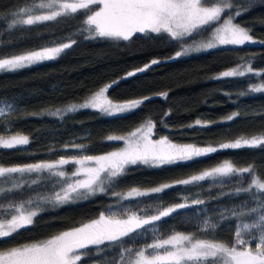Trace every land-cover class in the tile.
Listing matches in <instances>:
<instances>
[{
	"label": "trees",
	"instance_id": "1",
	"mask_svg": "<svg viewBox=\"0 0 264 264\" xmlns=\"http://www.w3.org/2000/svg\"><path fill=\"white\" fill-rule=\"evenodd\" d=\"M247 7L249 0H234ZM24 0H0V55H9L54 46L76 40L69 49L57 58L10 72H0V103L10 105L0 116V135L23 133L30 143L15 149L0 148V165L14 166L55 161L60 156L102 155L123 148V140H108L110 135L126 134L137 126L151 120L156 127L152 139L167 136L174 143H191L198 146L217 145L240 136L264 132V92H251L254 84L264 83V72L259 75L220 77L219 74L232 68L251 63L255 69H264V44L246 43L206 49L176 57L182 46L166 33H138L130 41L105 38H86L78 29L84 17L46 22L35 26H17L9 30L10 14ZM94 7V6H93ZM232 10H226V14ZM224 17H222L223 19ZM236 22L250 29V34L264 40V0H252L248 11L236 17ZM218 23V22H217ZM209 30L194 33L187 42L207 35ZM159 60L143 72L139 68ZM135 72L133 76L127 73ZM113 84L106 92L112 101H127L150 97L135 110L116 115H107L98 109L84 108L67 113L63 118L48 113L64 108L71 103L88 98L104 84ZM167 93V96L159 93ZM243 93V94H242ZM239 113L232 120L226 117ZM196 120L208 121V126H193ZM68 144H83V149L64 148ZM228 160L238 167L253 165L257 173L264 175V146L240 149H225L192 161L160 166L131 165L125 175L106 193H97L87 199L59 207H47L33 225L18 231L12 237L0 240V250L46 239L60 231L79 226L98 218L100 213L131 211L183 203L184 198L203 199V205H191L178 209L169 217L147 226L124 238L118 244L92 246V255L81 264H104L119 259L122 247L134 250L164 238L173 231L195 233L199 238H212L231 242L238 220L231 216L243 202L249 201L248 193H235L242 186L238 178H223L200 182L196 185H177L163 193L149 197L133 198L118 204L112 192L126 191L131 187L150 188L161 183L186 178L199 171ZM77 166L69 164L63 170L72 172ZM20 174H13L18 177ZM22 179H39L40 183L13 192H0V203L21 202L35 198L37 194L48 195L53 185L61 180L45 173L25 174ZM247 184V176L243 178ZM0 178V187H10ZM60 185L56 184L55 190ZM111 206V207H110ZM143 214V213H142ZM149 214H152L151 211ZM208 217L218 225L211 235L201 234L202 221Z\"/></svg>",
	"mask_w": 264,
	"mask_h": 264
},
{
	"label": "snow or ice",
	"instance_id": "2",
	"mask_svg": "<svg viewBox=\"0 0 264 264\" xmlns=\"http://www.w3.org/2000/svg\"><path fill=\"white\" fill-rule=\"evenodd\" d=\"M251 6L252 0L243 8L234 0H24V4L10 14V22H7L6 27L11 30L17 26L41 25L61 19H75L80 14L84 19L78 31L81 34L87 33L86 38L130 41L138 33H166L171 39L181 43L182 50L175 53L179 57L191 51L212 49L218 45L264 44V40H257L250 34V29L234 23L236 17L248 11ZM226 10L232 11L226 14ZM206 29L210 30L208 39L187 43L186 38ZM75 43L76 40L70 36L67 42L56 43L54 46L0 55V72L15 71L55 59ZM159 62L153 59L150 64L136 71L143 72ZM242 67L243 70L237 67L223 71L219 76L237 77L264 72V69H254L251 63ZM133 75L135 72L127 73L129 77ZM116 83L118 81L105 85L83 103H71L48 114L63 118L67 113L92 108L107 115H116L135 110L150 99L144 96L115 103L105 94ZM250 91L264 92V83L252 85ZM159 95L166 97L167 93ZM10 108V105L0 107V116H4L6 109ZM238 115L239 113H233L226 119L232 120ZM209 123L211 122L196 120L194 125L188 127H206ZM155 127V122L149 120L127 136H108V140L125 141V147L102 155L60 156L55 161L0 165V178L11 184L7 188L0 187L2 193L22 189L25 184L31 186L40 183L39 179H22L25 174L47 172L49 178H62L53 185L54 190L48 195L37 194L34 199L18 203H0V240L12 237L19 230L33 225L35 218L47 207L55 208L79 199H87L97 193L108 192L131 165L160 166L192 161L225 149L264 146V132L242 135L215 146H198L174 143L167 136L154 140L152 135ZM30 142L28 135L19 132L0 135V148L3 149H15ZM63 147L83 149L86 146L68 144ZM69 164L78 167L72 172L63 170V166ZM13 174L20 175L14 177ZM245 176L247 184L243 186ZM223 178L240 179L242 186L236 188L235 193L243 192L250 196V202H243L231 211V216L238 220L231 242L216 239L214 236L199 238L195 233L173 231L166 238H154L153 242L137 250L122 247L118 260L113 258L104 264H264V175L257 173L253 165L238 167L225 160L186 178L150 188L131 187L122 192L113 191L112 195L118 197V204H122L123 201L133 198L163 193L177 185H196L209 179H219L223 183ZM56 184L60 185L58 191L55 190ZM203 204V199H192L189 203L185 197L183 203L157 205L154 209L150 206L140 211L121 208L108 214L102 212L98 218L60 231L50 238L0 250V264H81L83 259L92 255L89 251L92 246L99 250V246L106 242L118 244L126 237L148 231L147 226L154 227L156 222L169 217L178 209ZM150 211L152 214H149ZM217 227L213 218L208 217L202 221L200 232L202 235H211Z\"/></svg>",
	"mask_w": 264,
	"mask_h": 264
},
{
	"label": "rangeland",
	"instance_id": "3",
	"mask_svg": "<svg viewBox=\"0 0 264 264\" xmlns=\"http://www.w3.org/2000/svg\"><path fill=\"white\" fill-rule=\"evenodd\" d=\"M95 7V6H94ZM223 20V19H222ZM222 22V21H221ZM219 23V22H218ZM234 23H237V24H239L238 22H236L235 20H234ZM242 26V25H241ZM244 27V26H243ZM210 37V30H209V32L207 33V35H205V36H202L201 38H199V39H197V40H195V41H197V42H199V41H201V40H206V39H208ZM254 38H256L257 40H261L260 38H258V37H255L254 36ZM193 41H191V42H187L188 44H191ZM219 46H226V45H218V46H216V47H219ZM182 50V46L177 50V51H181ZM176 51V52H177ZM200 51H203V50H200ZM195 52H199V51H191V52H189L188 54H192V53H195ZM188 54H186V55H188ZM182 56H184V55H182ZM255 69V68H254ZM257 70H260V69H257ZM105 85H107V84H104L103 86H101L97 91H99L101 88H103ZM97 91H95V92H97ZM95 92H93L92 94H90L89 96H88V98H85V99H83V100H81V101H79V102H76V103H83L85 100H87V99H89ZM106 95V94H105ZM107 96V95H106ZM113 102H115V103H122V102H120V101H113ZM123 102H125V101H123ZM5 105L6 104H4V103H0V107H5ZM7 110V109H6ZM146 123V122H145ZM144 124V123H143ZM142 125V124H141ZM141 125H139V126H137L136 128H134L133 130H131L130 132H133V131H135L138 127H140ZM130 132H128V133H130ZM128 133H126V134H123V135H120V136H127V134ZM123 147H125V141H123ZM77 166V165H76ZM78 167V166H77ZM87 223V222H86ZM80 226V225H79ZM76 227H78V226H76ZM73 228V227H72ZM67 230V229H66ZM64 231V230H63ZM178 232H184V231H178ZM184 233H187V232H184ZM51 237V236H50ZM50 237H48V238H50ZM167 237V236H166ZM166 237H164V238H166ZM47 239V238H46ZM44 240V239H43ZM151 243V242H150Z\"/></svg>",
	"mask_w": 264,
	"mask_h": 264
}]
</instances>
